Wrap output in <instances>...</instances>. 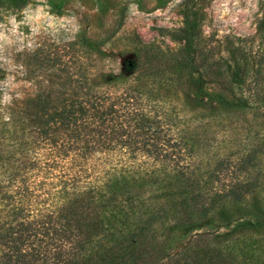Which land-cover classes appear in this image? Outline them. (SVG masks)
Segmentation results:
<instances>
[{
	"label": "trees",
	"instance_id": "obj_1",
	"mask_svg": "<svg viewBox=\"0 0 264 264\" xmlns=\"http://www.w3.org/2000/svg\"><path fill=\"white\" fill-rule=\"evenodd\" d=\"M259 6L255 32L224 37L226 54L188 8L168 73L142 42L132 84L103 90L80 65L73 88L46 90L20 110L32 138L19 146L33 143L41 158L0 184V264H264V142L205 166L200 137L160 97L165 84H189L210 88L222 112L264 111ZM20 148L7 159L18 162Z\"/></svg>",
	"mask_w": 264,
	"mask_h": 264
},
{
	"label": "rangeland",
	"instance_id": "obj_2",
	"mask_svg": "<svg viewBox=\"0 0 264 264\" xmlns=\"http://www.w3.org/2000/svg\"><path fill=\"white\" fill-rule=\"evenodd\" d=\"M259 1L28 0L22 7L2 2L0 184L8 183L16 165L29 174L32 168L28 164L41 158L40 149L33 143L19 146L32 138L19 111L33 108L46 90L65 84L73 88L80 65L89 71L91 82L103 90L114 84L128 86L134 82L137 54L145 42L158 52L152 65L168 73L174 62L167 49L175 50L181 44L175 30L182 26L188 8L200 20L218 54H226L224 37L255 32ZM160 97L170 100L200 137L198 159L205 166L218 155L264 142L261 108L222 112L211 98L210 88L201 90L189 84H165ZM249 100L256 105L258 98L253 94ZM16 147H21V153L15 154L18 162L7 159ZM259 157V172L264 174V146Z\"/></svg>",
	"mask_w": 264,
	"mask_h": 264
}]
</instances>
